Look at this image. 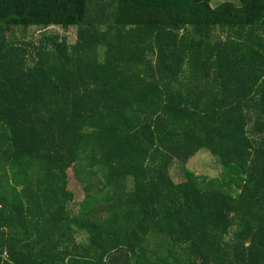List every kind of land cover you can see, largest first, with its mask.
<instances>
[{"label":"trees","instance_id":"1","mask_svg":"<svg viewBox=\"0 0 264 264\" xmlns=\"http://www.w3.org/2000/svg\"><path fill=\"white\" fill-rule=\"evenodd\" d=\"M212 1L0 0V264H264V0Z\"/></svg>","mask_w":264,"mask_h":264},{"label":"rangeland","instance_id":"2","mask_svg":"<svg viewBox=\"0 0 264 264\" xmlns=\"http://www.w3.org/2000/svg\"><path fill=\"white\" fill-rule=\"evenodd\" d=\"M224 1L233 2L237 5L239 4L238 0H213L211 2V5L216 6ZM43 33L62 34L66 36L70 44L75 43L77 39L76 27H70L69 29L65 30L58 26H53L48 29L31 27L27 29L25 35L23 36L16 32V37L23 40H35L36 38L40 37ZM185 167L187 170L193 172L197 176L205 177L207 179L218 177L220 174V166L218 165L217 159L205 148L200 149L195 156L190 158L189 161L186 163ZM86 169L87 168H85L84 170L81 169L79 175H76L73 169L69 170V190L72 191L75 195L74 202L71 203L69 206V211L70 213H72V215L78 213L80 205L85 197L86 185H84L85 183L81 181V178L87 175ZM171 175L175 182H181L184 179V171L179 162L174 163V165L172 166ZM87 180L91 181L90 179ZM128 185L130 186L129 183ZM77 240L79 242H85L87 238L84 237L83 234L79 233L77 235Z\"/></svg>","mask_w":264,"mask_h":264}]
</instances>
